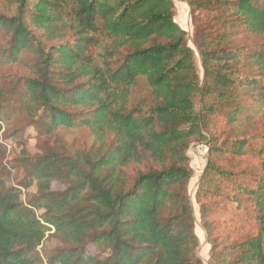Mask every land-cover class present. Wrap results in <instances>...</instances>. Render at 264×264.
Instances as JSON below:
<instances>
[{
	"label": "trees",
	"instance_id": "obj_1",
	"mask_svg": "<svg viewBox=\"0 0 264 264\" xmlns=\"http://www.w3.org/2000/svg\"><path fill=\"white\" fill-rule=\"evenodd\" d=\"M261 1H190L200 79L173 0H8L0 63L31 58L27 74L0 88V136L21 116L39 150L18 140L3 163L0 138V264H203L187 189L192 141L207 150L196 199L208 263L264 264V134L230 138L219 124L250 123L264 110ZM241 33L260 39L237 43ZM80 127L89 144L58 135ZM228 155L258 166L228 169L218 162ZM15 169L21 179L10 185ZM215 198L234 203L233 216L247 212L248 230L220 232L208 215ZM233 216L225 222L240 221ZM51 229L60 247L42 256Z\"/></svg>",
	"mask_w": 264,
	"mask_h": 264
},
{
	"label": "rangeland",
	"instance_id": "obj_2",
	"mask_svg": "<svg viewBox=\"0 0 264 264\" xmlns=\"http://www.w3.org/2000/svg\"><path fill=\"white\" fill-rule=\"evenodd\" d=\"M191 0H173L174 2V19L175 21L182 27L185 31H187V44L192 48L194 52V65L197 69L198 75L200 79L203 77V70L200 64L199 55L195 46L196 43V22L195 21V12H192L190 7ZM264 3V0L261 1ZM8 11V0H0V12ZM260 39L258 35L251 33H241L237 39V43L246 44L257 42ZM22 61L9 63V64H1L0 63V88H6L11 85L13 81H15L19 76L27 74L28 70L25 67V61L31 58L29 53H25L22 57ZM222 125V129H224V135L230 138H237L242 135V133L252 134V133H262L264 134V110L260 111L252 122L247 123L245 121H241L234 125H224V123H219ZM4 129L6 130L0 136L1 139L7 137L8 142V150L3 159V163L6 161H10V159L16 156L21 147L18 145V140L24 141L26 148L31 153H37L38 143L36 137V131L34 126L30 125L29 122L21 116H15L11 122L4 124ZM2 132V131H1ZM58 135L71 147L79 146L82 144H89L92 140V137L88 130L85 127H80L76 129H65L61 128L58 131ZM204 142H196L192 141L186 151L187 156L190 159V165L193 170L192 177L188 183V194L191 199V204L194 212V231L198 237L199 245L197 247V254L199 258L202 260L203 264H209V249L210 243L207 239V235L205 233L204 228L202 227L201 216H200V203L196 199V191L199 186V179L205 165L207 163V150L205 148ZM241 159V160H239ZM258 159L252 157L251 155H243L241 158H233L230 155L228 156H219L218 162L221 165H224L228 169L239 170L245 166H251L253 168L258 166ZM10 165V163L8 162ZM22 172L15 169L12 174H9L6 177V181L8 184L16 185L15 183L21 179L20 176ZM52 189L61 190L64 188V184L60 181H53L51 184ZM35 191L34 185H30L28 188L21 189V197L22 200L25 201L28 194H31ZM237 211L234 203H229L226 199L215 198V204L213 205V209L209 210L208 215L211 219H215L220 226V232L226 231L230 227L239 226L242 223L243 226H248L244 228V231L248 230L249 225L248 222L244 221L247 219V212H237L239 215L233 216V213ZM232 219H239L237 222L233 224H228L225 221L230 217ZM237 234L243 233V230L237 229ZM53 232V229L47 231L45 238L42 243L37 247L39 253L42 256H45L55 249L60 247L59 240L51 236L50 233Z\"/></svg>",
	"mask_w": 264,
	"mask_h": 264
}]
</instances>
